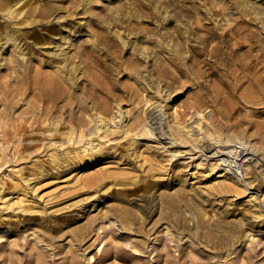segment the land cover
I'll return each mask as SVG.
<instances>
[{
    "label": "rangeland",
    "instance_id": "obj_1",
    "mask_svg": "<svg viewBox=\"0 0 264 264\" xmlns=\"http://www.w3.org/2000/svg\"><path fill=\"white\" fill-rule=\"evenodd\" d=\"M11 25L23 39H0V264H264V0H0V30ZM57 64L63 90L48 107L30 80ZM104 126L112 132L95 137ZM227 137L249 152L241 183L220 165L205 171L214 159L193 147ZM128 204L134 227L110 217L100 243L90 231L70 244L64 225L52 238L9 230L67 214L76 228ZM189 228L237 239L216 249L188 239ZM135 238L146 242L140 259L98 257L114 244L133 252Z\"/></svg>",
    "mask_w": 264,
    "mask_h": 264
},
{
    "label": "bare ground",
    "instance_id": "obj_2",
    "mask_svg": "<svg viewBox=\"0 0 264 264\" xmlns=\"http://www.w3.org/2000/svg\"><path fill=\"white\" fill-rule=\"evenodd\" d=\"M10 25V24H9ZM18 29L15 28L14 26L12 27H7V28H3L0 30V39H2L3 37H6L5 39H8V40H11L12 42H16V40H18V42H20V39H23V36L20 34V32H17ZM25 41V39H24ZM17 42V43H18ZM16 43V44H17ZM15 44V43H14ZM16 44L14 46H16ZM66 59V58H65ZM66 61V60H65ZM59 63H61L59 61ZM65 63V62H64ZM54 65V64H53ZM250 65V63H249ZM64 67V66H63ZM68 69V68H67ZM36 70V69H34ZM27 71V70H26ZM62 69H61V65L59 66L58 64L55 66V69L53 72H47V73H42V72H38V71H33L35 72L32 76L33 78L30 80L31 84L30 85H33L34 87L36 88H39L41 90H43V93L45 94V96L47 97V106L48 107H52L54 106V98L55 97H58L61 93H62V90H63V86H62V81H63V76L61 77V72ZM69 71V70H68ZM22 73V72H21ZM67 73V72H66ZM29 74V72H28ZM58 74V75H57ZM70 74H71V71H70ZM31 78V77H30ZM66 78V77H65ZM64 82V81H63ZM160 113V112H159ZM96 118V117H95ZM104 118L102 117H99V120L100 122L97 123L95 129H88V136L90 135H96L97 133V130H100L102 128V126L100 124H102V121ZM114 121V119H112ZM77 121V120H76ZM93 122V121H92ZM104 123H106L105 121H103ZM115 124L113 125L114 127H118L117 124H116V120L114 121ZM118 122V120H117ZM78 123L79 124H83V120L82 119H78ZM150 123V122H149ZM15 125V124H14ZM22 126V125H21ZM136 126V125H135ZM151 126V125H150ZM106 127L105 130L103 132H105L103 135H102V131H101V134L100 135H97L95 137L97 138H101V137H107V135L109 134V132L112 130H110V128L108 126H104ZM113 128V127H112ZM155 128V127H154ZM156 132H158V134H156L155 136L156 137H162V133L158 130H160V126H157L156 127ZM128 129H132L131 128H128ZM147 129V128H146ZM13 130V129H12ZM146 131V130H145ZM165 131V130H163ZM114 132V130H113ZM127 132V131H126ZM164 133V132H163ZM17 134V133H16ZM165 134V133H164ZM171 134V133H170ZM0 137H5V134L3 133H0ZM172 137V136H171ZM169 138V137H168ZM187 138V137H186ZM93 140V138H91ZM173 139V138H172ZM176 139V138H175ZM183 139V137H182ZM192 139V138H191ZM69 140V139H68ZM135 140V139H134ZM167 140V139H166ZM188 140V138H187ZM174 141V140H173ZM184 141V140H183ZM1 142H3V139H1ZM0 142V143H1ZM159 142V140H158ZM191 142V141H190ZM166 143V142H164ZM170 143V142H168ZM176 143V142H174ZM173 143V144H174ZM201 144V143H199ZM206 144V143H205ZM194 145V144H193ZM202 147L199 148V145L196 143L193 147H195L197 149V151H200V152H209V156L211 159H214L212 162H209V166L208 168H205V171L206 169H208L209 171H211L213 168L217 167V165H220L219 167V170H220V173H219V176H226L228 179H231L233 182L235 183H241L242 182V175L243 173L241 172V170H239L241 168V161H242V158L244 156H246L247 154H249V152L246 150V144L243 140L239 139V138H229L227 137L225 139V142L224 144H222L221 148L219 147L218 149H215L213 150L212 148L211 149H207L209 148V146L207 145H204L203 142H202ZM210 145V144H209ZM191 146V145H190ZM216 147V146H215ZM199 148V149H198ZM237 148H239L238 150V153H237ZM176 149V148H175ZM207 149V150H206ZM241 149V150H240ZM25 151V150H23ZM104 154V150L100 149V147H98L97 151L95 153H91L89 154L88 156V159L90 158L91 160L93 159H97L99 156L103 155ZM206 154V153H205ZM204 154V155H205ZM224 155V156H223ZM226 155V156H225ZM205 157V156H204ZM100 175V174H99ZM98 176H91L89 177L88 179H86V184L87 185H91L93 183H96V182H100L99 179L100 177ZM23 177V176H21ZM114 178V177H113ZM115 179V178H114ZM24 180V179H23ZM29 181V179H25V182L27 183ZM102 181V180H101ZM110 182V181H109ZM107 182V183H109ZM112 184H117L118 182L116 180L114 181H111ZM97 183V184H98ZM120 184H123L122 182ZM106 185V184H105ZM125 185V184H124ZM14 188H16L17 185H12ZM4 187V186H3ZM1 185H0V189L3 188ZM13 188V189H14ZM144 188H147L148 190H151L153 188L152 185H145ZM17 189V188H16ZM21 190L22 193H26V190L24 188H19ZM4 191V190H2ZM147 192V191H146ZM111 194V193H110ZM167 194V193H166ZM171 195V194H170ZM169 195V196H170ZM173 195V194H172ZM171 195V196H172ZM197 195V194H196ZM111 197H113L114 199H120V201H123L124 198H120L119 196H117V194L115 193H112L111 194ZM164 197V195H163ZM173 197V196H172ZM161 198V196H160ZM166 198V197H165ZM169 198V197H168ZM171 198V197H170ZM169 198V199H170ZM174 198V197H173ZM163 198H161L160 200L162 201ZM178 199V198H177ZM179 200V199H178ZM116 201V200H115ZM119 201V202H120ZM169 203V200H167ZM173 201V200H172ZM175 201V200H174ZM173 201V202H174ZM171 203L172 204V207H173V204L174 203ZM179 202V201H178ZM123 203V202H122ZM126 203V202H124ZM162 203V202H161ZM163 204V203H162ZM170 204V203H169ZM177 207V203H175ZM161 205V204H160ZM165 205V201H164V204L163 206ZM121 206H119V210H115L117 209V207H115L113 213L111 212V207H107L105 206L104 208H102V210L97 214V217H93L90 218L88 220V222L84 223V224H81L79 225L78 227L76 226V228H71V225L74 224L77 220H76V217L75 216H72V214H67V215H64V217H61V219L56 222V223H52L49 219L47 218H44V217H39V216H26L22 219V221L20 223H15L14 226L10 227L9 230H18L19 226H23L25 227V230L27 231H30V234H34L36 231L39 232L40 234H42V236L44 237H48V238H52V236H49V233H51L53 230H55L57 228V232L56 233H59L61 230H62V225H64L65 227H67V231H64V239H66L67 236H69L68 239H66V242L72 244V241L76 238H83L84 235H86L87 232H94V234L96 235V240H97V243H100L101 240H102V237L100 238L99 236H101V234H99V230L101 229L102 231H105L106 228H111V225H109L111 222L109 221V218L110 217H115V215H118V217L121 219V221H126L124 223V226L129 229V228H133L134 225H135V221L136 219L134 218V215H133V212H132V209L134 206H131L128 204L127 207L123 206L122 208H120ZM165 207V206H164ZM170 207V206H169ZM34 208V206H28V207H21L20 209L21 210H27V211H31V209ZM163 208V207H161ZM166 209L164 210H167V206L165 207ZM174 208V207H173ZM172 208V209H173ZM137 210V209H136ZM163 210V212H164ZM38 211V210H37ZM162 211V210H161ZM36 212V211H34ZM41 212V211H40ZM168 212V210H167ZM166 213V212H165ZM190 213V212H189ZM143 215H139V219L141 218L142 220V223L144 222L145 218H147V216H149V214L146 213V215H144L145 213H142ZM168 215V214H166ZM136 217V216H135ZM167 217V216H165ZM163 218V217H162ZM177 218V217H176ZM187 218V217H186ZM173 219V218H172ZM140 222V221H139ZM137 223V222H136ZM167 223V222H166ZM18 224V225H17ZM140 224V223H139ZM138 224V225H139ZM109 225V226H107ZM141 225V224H140ZM144 225V224H143ZM0 227H1V223H0ZM197 228V227H195ZM147 229V228H146ZM166 230V229H165ZM63 233V232H62ZM187 234H188V239L189 237H191V239L195 238V239H199L200 238V241H205L206 243L208 244H211L213 245V247H215L217 249V247H222V245H225V244H229V243H232V242H235V238L236 235L233 233H228V234H223V235H217V234H204L202 236H199V233H198V229H193L191 230V228H189L187 230ZM203 234V233H202ZM4 234L3 232L0 234V237H2ZM201 235V234H200ZM36 236V235H35ZM41 236V237H42ZM173 236V235H172ZM176 237V236H175ZM170 239L169 240H173L172 237H169ZM239 238V236H238ZM45 239V238H44ZM178 239V238H177ZM176 239V240H177ZM132 243V244H131ZM130 243V247L133 248V252H127L125 250H123L124 248L118 246V245H113L111 247L114 248V254L111 255V253L107 250H101L102 252L99 253L98 257H100L101 259H104V260H108L110 258L115 257L117 259H121V260H124V261H129L131 260V258L135 259V258H138L140 259L141 258V252H139V248H141V251L143 253H146V250H142V248H145L146 247V242L143 238H135L131 241ZM47 245H51V242H47ZM210 245V246H211ZM168 249V248H167ZM215 250V249H214ZM225 250V249H224ZM111 251V250H110ZM124 251L126 253H124ZM177 251V250H175ZM174 251V252H175ZM164 254V253H163ZM168 255V250L166 251L165 255ZM173 254V253H171ZM178 254V253H177ZM164 255V256H165ZM166 255V257H168ZM156 256L160 257L162 256V253L160 252H157L156 253ZM163 256V257H164ZM177 258H179L180 256L176 255ZM191 257V256H190ZM73 258V257H72ZM169 258V257H168ZM167 258V259H168ZM189 258V257H188ZM193 258V257H191ZM189 258V261H187L188 263L187 264H201L199 263L198 261H195L194 259H191ZM137 260V259H136ZM158 260V259H157ZM156 260V261H157ZM171 259L169 258V260H165L164 261V264H174L172 262H175L176 260L174 261H170ZM67 261V259H66ZM71 264H75V261L72 259V260H69ZM69 261L67 263H69ZM226 261V260H224ZM160 262V261H159ZM177 262V261H176ZM175 262V263H176ZM180 264H186L185 261H182V262H179ZM113 264H119V263H116V261H114ZM123 264V263H122Z\"/></svg>",
    "mask_w": 264,
    "mask_h": 264
}]
</instances>
